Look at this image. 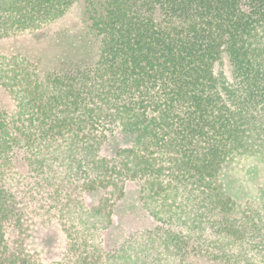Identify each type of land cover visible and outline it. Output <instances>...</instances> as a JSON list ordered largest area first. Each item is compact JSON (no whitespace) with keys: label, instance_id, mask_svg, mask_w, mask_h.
<instances>
[{"label":"trees","instance_id":"16d2710c","mask_svg":"<svg viewBox=\"0 0 264 264\" xmlns=\"http://www.w3.org/2000/svg\"><path fill=\"white\" fill-rule=\"evenodd\" d=\"M75 4L82 28L60 32L95 38L94 63L0 53L15 104L0 110V264H264V201L222 183L256 166L264 185V0H0V39ZM116 135L127 146L102 156ZM128 181L158 226L107 252ZM52 225L66 249L48 262L31 238Z\"/></svg>","mask_w":264,"mask_h":264},{"label":"rangeland","instance_id":"374dc122","mask_svg":"<svg viewBox=\"0 0 264 264\" xmlns=\"http://www.w3.org/2000/svg\"><path fill=\"white\" fill-rule=\"evenodd\" d=\"M81 14V4H75L63 19L52 26L32 33H23L15 38L0 39V53L22 54L32 62L40 64V67L46 71L57 69L62 63L90 65L98 56L97 40L82 29L67 35H61L60 32L63 28L72 31L82 28ZM14 106L12 98L0 87V110L10 113ZM124 146L127 145L121 136L116 135L108 139L100 153L106 158H111L118 148ZM222 183L224 189L239 202L264 201V185L256 166L248 167L241 176L224 178ZM101 194H87L85 197L87 205H96ZM114 203L112 224L99 236L105 251H114L134 232L158 226L155 219L142 206L139 183L126 182L123 196ZM32 234L31 246L42 260L51 262L61 259L66 246L57 226L37 228Z\"/></svg>","mask_w":264,"mask_h":264}]
</instances>
